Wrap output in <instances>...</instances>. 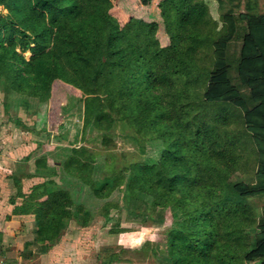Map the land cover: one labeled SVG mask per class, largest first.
Returning <instances> with one entry per match:
<instances>
[{
    "label": "trees",
    "instance_id": "16d2710c",
    "mask_svg": "<svg viewBox=\"0 0 264 264\" xmlns=\"http://www.w3.org/2000/svg\"><path fill=\"white\" fill-rule=\"evenodd\" d=\"M215 1L220 9L230 5L221 25L206 0H139L148 14L122 23L111 15L110 0H0L8 11L0 15L4 111L48 97L55 84L75 96L81 116L58 180L10 197L6 218L32 217L22 256L45 253L68 214L85 223L114 197L118 212L140 221L163 222L168 209L165 238L149 252L158 264H264V204L254 220L246 202L264 193V11L258 0ZM241 1L244 9L235 12ZM237 37V79L251 105L227 75L226 47ZM192 64L201 65L203 101L219 107L190 121L180 75ZM116 123L129 129L135 153L121 169L101 170L94 153L73 142L91 127L108 146ZM33 165L44 167L45 157ZM237 170L252 176L234 177ZM108 230L125 228L117 218Z\"/></svg>",
    "mask_w": 264,
    "mask_h": 264
},
{
    "label": "rangeland",
    "instance_id": "374dc122",
    "mask_svg": "<svg viewBox=\"0 0 264 264\" xmlns=\"http://www.w3.org/2000/svg\"><path fill=\"white\" fill-rule=\"evenodd\" d=\"M110 2V13L120 23L129 16L148 14L146 6L139 0ZM206 2L210 14L217 20L218 25H221L222 13L229 9L230 5L225 3L223 9H220L215 0ZM258 5V9L264 11L263 0H258ZM243 9V1L233 7L235 12ZM7 12V7L0 4V15ZM156 27L161 39L170 45V40L165 36L159 22ZM240 44L239 37L231 39L227 44V75L233 84L238 85L248 105H251L248 89L239 86L236 74ZM173 50L175 51L174 47ZM24 55L28 57L29 51L24 52ZM200 66L192 64L180 75V103L190 121L210 118L219 107L218 103L207 104L202 99L204 86ZM74 98L75 96L54 84L48 97L33 101L27 108H9L6 112L0 91V264H158L149 252L154 242L165 238L164 229L170 223L168 209L165 208L163 212V222L140 221L127 217L124 210L118 212L120 200H115L114 197L100 202L94 214L85 223H77L75 217L68 214L66 225L45 253L28 257L20 254L23 242L33 236L32 217L11 215L6 218L13 206L10 197L14 196L18 189L28 194L29 187L43 179L58 180V166L70 153L69 140L74 138L76 126L81 122L80 109L76 104L73 105ZM60 104L68 108L61 109ZM128 132V128L116 123L110 133L111 142L105 146L101 143L99 131L90 127L84 132L83 138L78 136L73 143L85 145L93 152L101 170L111 166L119 170L135 153L136 144L125 134ZM40 155L45 157L46 165L36 168L33 160ZM29 173L32 175H28ZM249 173L237 170L234 177L244 180L251 175ZM15 202H20V198L16 197ZM246 202L255 220L264 204V193L248 195ZM79 207H82L81 204ZM156 208L150 207L149 210L153 213L152 210ZM250 217L252 218V215ZM117 218L125 230L109 232L110 223ZM140 248L145 249L148 254L134 252ZM111 253H116L118 258L110 260Z\"/></svg>",
    "mask_w": 264,
    "mask_h": 264
},
{
    "label": "crops",
    "instance_id": "0c3cea01",
    "mask_svg": "<svg viewBox=\"0 0 264 264\" xmlns=\"http://www.w3.org/2000/svg\"><path fill=\"white\" fill-rule=\"evenodd\" d=\"M144 6V5H143ZM146 8V7H145ZM147 9V8H146Z\"/></svg>",
    "mask_w": 264,
    "mask_h": 264
}]
</instances>
